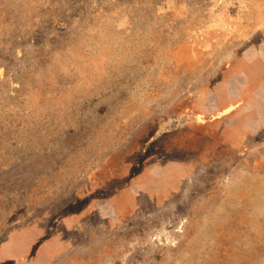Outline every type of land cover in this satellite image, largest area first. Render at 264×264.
Returning a JSON list of instances; mask_svg holds the SVG:
<instances>
[{
  "label": "rangeland",
  "instance_id": "rangeland-1",
  "mask_svg": "<svg viewBox=\"0 0 264 264\" xmlns=\"http://www.w3.org/2000/svg\"><path fill=\"white\" fill-rule=\"evenodd\" d=\"M27 225L33 264H264V0H0V241Z\"/></svg>",
  "mask_w": 264,
  "mask_h": 264
},
{
  "label": "crops",
  "instance_id": "crops-1",
  "mask_svg": "<svg viewBox=\"0 0 264 264\" xmlns=\"http://www.w3.org/2000/svg\"><path fill=\"white\" fill-rule=\"evenodd\" d=\"M212 26V25H211ZM208 27H206L207 29ZM28 226V225H27ZM79 226V225H78ZM36 227L32 226H18L13 228L9 231V234L7 237L0 241V264H33L34 261L38 260L39 257L42 255V250L45 251L48 245L46 246V243H49L53 240L60 241L57 236H54L52 234H49L48 226H46L43 230V233L41 229H35ZM41 231V232H40ZM38 233V234H37ZM45 240L40 241L44 237ZM40 241L39 243V250L33 254L34 252V244L36 242ZM58 244V242L56 243ZM50 245V244H49ZM52 246V244L50 245ZM57 248V247H56ZM77 250V246L73 247H63V248H57L50 252V264L56 263L57 258L60 256L62 257V264H70L73 261L69 257V251L70 249ZM66 253L65 256H63V253ZM33 254V255H32ZM28 258V259H27ZM66 258V259H64Z\"/></svg>",
  "mask_w": 264,
  "mask_h": 264
}]
</instances>
